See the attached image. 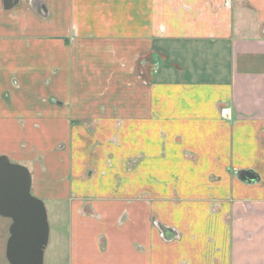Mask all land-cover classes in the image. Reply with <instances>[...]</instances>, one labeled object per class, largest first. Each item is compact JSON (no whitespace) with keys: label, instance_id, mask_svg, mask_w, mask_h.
I'll list each match as a JSON object with an SVG mask.
<instances>
[{"label":"crops","instance_id":"1","mask_svg":"<svg viewBox=\"0 0 264 264\" xmlns=\"http://www.w3.org/2000/svg\"><path fill=\"white\" fill-rule=\"evenodd\" d=\"M20 1L0 156L67 264H264V0Z\"/></svg>","mask_w":264,"mask_h":264},{"label":"water","instance_id":"2","mask_svg":"<svg viewBox=\"0 0 264 264\" xmlns=\"http://www.w3.org/2000/svg\"><path fill=\"white\" fill-rule=\"evenodd\" d=\"M5 11L20 4V0H2ZM41 15L45 12L41 9ZM257 180L252 173H241L243 180ZM32 175L7 156H0V217L11 221L6 245L9 264H44L50 240V225L43 201L32 195Z\"/></svg>","mask_w":264,"mask_h":264},{"label":"rangeland","instance_id":"3","mask_svg":"<svg viewBox=\"0 0 264 264\" xmlns=\"http://www.w3.org/2000/svg\"><path fill=\"white\" fill-rule=\"evenodd\" d=\"M156 173L159 178L166 179L168 176H172L174 172L162 171ZM175 173L177 178L181 177L180 171ZM10 225V220L0 217V264H9L6 259V245L8 241L7 237H9L7 234L9 233L8 230ZM57 236L58 235L56 234L51 235V239L49 240V244L45 252L44 264H67V240L65 237L60 239V237Z\"/></svg>","mask_w":264,"mask_h":264}]
</instances>
